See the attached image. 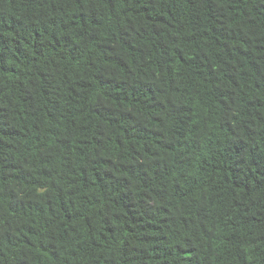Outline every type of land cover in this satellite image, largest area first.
Here are the masks:
<instances>
[{
	"label": "trees",
	"instance_id": "1",
	"mask_svg": "<svg viewBox=\"0 0 264 264\" xmlns=\"http://www.w3.org/2000/svg\"><path fill=\"white\" fill-rule=\"evenodd\" d=\"M0 264H264V0H0Z\"/></svg>",
	"mask_w": 264,
	"mask_h": 264
}]
</instances>
